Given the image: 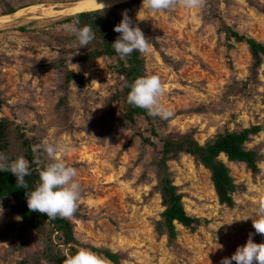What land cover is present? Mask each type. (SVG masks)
I'll return each mask as SVG.
<instances>
[{"label": "rangeland", "instance_id": "obj_1", "mask_svg": "<svg viewBox=\"0 0 264 264\" xmlns=\"http://www.w3.org/2000/svg\"><path fill=\"white\" fill-rule=\"evenodd\" d=\"M78 1L0 0V120H11L30 136L39 163H48L40 148L45 139L70 148L61 159L77 169L82 191L70 218L76 246L108 264H220L250 234L255 243H264L251 218L257 190H264V61L254 67L246 41L227 38L223 28L264 44V0H206L199 9L161 12L143 9L140 0L120 11L122 18L127 10L133 27L149 39L150 51L140 53L143 74L159 76L166 89L162 103L173 113L167 120L140 115L135 122L122 117L124 77L116 58L82 61L78 55L84 47L62 28L73 23L63 19L77 12L65 10ZM65 69L82 81L67 82ZM152 120L158 135L148 141ZM250 125L262 127L246 144L259 153V171L219 156L237 186L233 205L219 201L209 169L191 154L181 152L168 161L186 212L200 223L191 229L175 222L173 239L161 233L157 224L165 207L154 190L161 139L193 131L204 144L216 133ZM12 203L0 202V264H53L46 252L69 255L55 233L22 231ZM92 247L111 250L119 262Z\"/></svg>", "mask_w": 264, "mask_h": 264}, {"label": "trees", "instance_id": "obj_2", "mask_svg": "<svg viewBox=\"0 0 264 264\" xmlns=\"http://www.w3.org/2000/svg\"><path fill=\"white\" fill-rule=\"evenodd\" d=\"M140 0H131L122 2L110 7L98 8L93 10L80 11L68 17L63 21L73 22L79 20L78 27L88 25L95 33V39L84 47V53L78 55L82 61H89L92 58L109 56L117 60V70L124 77L123 88L119 96L125 99V105L122 111L124 120L131 122L136 121V117L142 115L146 119H151L147 111L142 108L130 105L127 102V96L130 92V84L138 77L144 76V62L139 51H133L126 59H120L119 55L112 47V43L120 35L114 31V27L118 25L122 18L119 16L120 11L130 6L132 3ZM10 12L16 11L14 8L9 9ZM224 31L227 38H234L236 41L245 40L250 47V51L254 58V67L261 65L264 61V44L254 38L247 37L238 33L230 26L224 25ZM74 38L76 36L72 35ZM66 70V69H65ZM77 80L82 81V77L73 72L66 70V81ZM66 97H61V102H65ZM3 99L0 96V108ZM154 118V117H153ZM150 126V133L144 139L158 135V127L153 120ZM262 129L261 125H250L249 127H241L238 129L225 130L216 133L212 138L201 144L194 136V132H185L177 134H168L164 136L161 148V157L154 161L156 165L157 182L154 190L158 192L162 198L164 210L161 212L162 219L158 222L157 228L161 233L173 239L176 237L177 230L175 222L181 223L191 229H194L200 219L189 215L182 202V193L178 192L177 186L173 183L171 171L169 170L168 161L175 158L181 152L191 154L195 160L200 162L211 173V180L214 189L221 203L233 205L235 203L233 193L237 186L230 174V169L226 163L220 159L221 154H225L231 161L244 162L253 172L259 171L258 160L259 153L254 148H247L246 144ZM117 127L110 134V138H114L117 134ZM32 139L20 127L7 118L0 120V153L6 154L11 160L23 156L29 163L31 176L25 177L28 181L29 189H34L39 181V171L46 164L39 163V157L34 153ZM13 149L19 153H13ZM13 201L11 211L22 220L21 229L26 230L30 227L36 229L38 233L52 235L58 238L65 248H68L69 255H74L78 249L76 244L79 243L74 234V223L70 218L55 219L48 218L44 214L30 211L25 197V189L16 185V177L10 172H0V202ZM48 229V232L45 231ZM98 253L106 255V257L118 263V256L109 249L92 247ZM47 259L53 264H64V260L68 254L64 251H48L45 253Z\"/></svg>", "mask_w": 264, "mask_h": 264}, {"label": "clouds", "instance_id": "obj_3", "mask_svg": "<svg viewBox=\"0 0 264 264\" xmlns=\"http://www.w3.org/2000/svg\"><path fill=\"white\" fill-rule=\"evenodd\" d=\"M205 3L206 0H143L142 8L149 12L176 8L199 9ZM137 18L139 19V13ZM79 23V20H75L72 24L62 25V28L76 36L80 48L87 47L95 39V33L88 25L78 27ZM114 31L120 35L112 43V47L120 59H126L133 51L140 53L150 51L149 39L145 37L139 26L133 27V20L127 10L122 13V20L114 27ZM130 89L127 96L130 105L145 109L152 117H160L164 120L172 117V111L162 103L166 89L158 75L145 74L138 77L130 84ZM40 148L46 154L48 163L39 171V181L34 189H29L28 181L25 179L31 176V172L29 163L23 156L10 161L6 154L0 153V172H10L16 177V185L25 189L30 211L44 214L52 219L71 218L78 210L82 191L76 179L77 169L68 166L61 159V154L70 151V148L63 142L53 143L47 139L41 142ZM256 203L255 217H251L253 228L256 234L264 236V190H257ZM232 261L236 264H254V262L264 264V243H255L250 234L246 244L238 246L230 258H222L220 264H232ZM64 264H108V262L90 249L78 248L74 255L66 257Z\"/></svg>", "mask_w": 264, "mask_h": 264}, {"label": "bare ground", "instance_id": "obj_4", "mask_svg": "<svg viewBox=\"0 0 264 264\" xmlns=\"http://www.w3.org/2000/svg\"><path fill=\"white\" fill-rule=\"evenodd\" d=\"M116 1H118V0H79L78 2L73 4L72 6L67 7L65 11L75 13V12H80V11L105 8L108 5L115 3ZM19 11H21V10H19ZM19 11H17V12H19Z\"/></svg>", "mask_w": 264, "mask_h": 264}]
</instances>
